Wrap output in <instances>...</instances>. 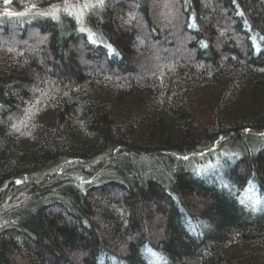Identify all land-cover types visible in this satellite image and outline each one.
I'll use <instances>...</instances> for the list:
<instances>
[{
	"label": "trees",
	"instance_id": "obj_1",
	"mask_svg": "<svg viewBox=\"0 0 264 264\" xmlns=\"http://www.w3.org/2000/svg\"><path fill=\"white\" fill-rule=\"evenodd\" d=\"M24 10L0 16V264H264V0Z\"/></svg>",
	"mask_w": 264,
	"mask_h": 264
},
{
	"label": "rangeland",
	"instance_id": "obj_2",
	"mask_svg": "<svg viewBox=\"0 0 264 264\" xmlns=\"http://www.w3.org/2000/svg\"><path fill=\"white\" fill-rule=\"evenodd\" d=\"M172 3L168 2L166 4V6L171 7L172 4H174V1H171ZM5 0H3V3H0V16L1 14H5L7 12L3 11V9L5 10L6 8L8 9V12L11 13H21V11L24 10V8L22 7L19 8V5H21L20 0H16L15 2L12 0V2L5 7ZM100 0H62L61 2H57L54 3L52 5L49 6H45V7H37L36 5L34 6H30L31 8L27 7L26 10H24V12H27L30 15H38L40 17H44V16H49L51 18H57L60 15L63 14H67L73 18H75L76 20L80 21V23H82L83 17L86 15V13H88L91 9H93L94 7L100 5ZM59 10L58 12H56V15L53 16L52 13L55 10ZM169 9L166 10V12ZM157 12V11H156ZM155 12V13H156ZM166 12L162 11L161 13H159L156 17H158L159 15H161L162 17L166 16ZM155 19V17H154ZM143 36H146V32L144 31ZM258 198H255L253 201L257 200ZM253 205V204H251Z\"/></svg>",
	"mask_w": 264,
	"mask_h": 264
},
{
	"label": "snow or ice",
	"instance_id": "obj_3",
	"mask_svg": "<svg viewBox=\"0 0 264 264\" xmlns=\"http://www.w3.org/2000/svg\"><path fill=\"white\" fill-rule=\"evenodd\" d=\"M9 2V0H5V3L7 4ZM100 3L102 4L103 3V0H100ZM59 10L57 9V10H55L53 13H52V15L53 16H55L56 15V12H58ZM6 15H9V16H11V15H13V13H11V12H6L5 13ZM82 31H83V29H81Z\"/></svg>",
	"mask_w": 264,
	"mask_h": 264
},
{
	"label": "water",
	"instance_id": "obj_4",
	"mask_svg": "<svg viewBox=\"0 0 264 264\" xmlns=\"http://www.w3.org/2000/svg\"><path fill=\"white\" fill-rule=\"evenodd\" d=\"M12 2V0H9V2L6 4H4V6L6 7V6H8L10 3Z\"/></svg>",
	"mask_w": 264,
	"mask_h": 264
},
{
	"label": "flooded vegetation",
	"instance_id": "obj_5",
	"mask_svg": "<svg viewBox=\"0 0 264 264\" xmlns=\"http://www.w3.org/2000/svg\"><path fill=\"white\" fill-rule=\"evenodd\" d=\"M0 2H2V3H3V0H0Z\"/></svg>",
	"mask_w": 264,
	"mask_h": 264
}]
</instances>
